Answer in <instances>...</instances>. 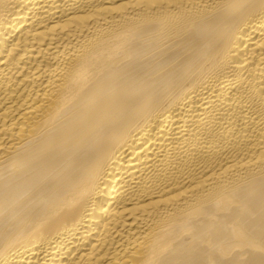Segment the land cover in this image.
Masks as SVG:
<instances>
[{"label":"bare ground","instance_id":"bare-ground-1","mask_svg":"<svg viewBox=\"0 0 264 264\" xmlns=\"http://www.w3.org/2000/svg\"><path fill=\"white\" fill-rule=\"evenodd\" d=\"M0 264H264V0H0Z\"/></svg>","mask_w":264,"mask_h":264}]
</instances>
